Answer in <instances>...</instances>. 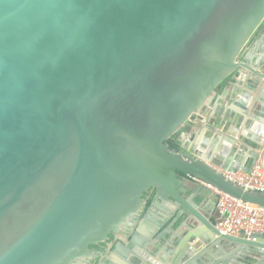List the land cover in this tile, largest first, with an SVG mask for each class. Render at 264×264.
I'll use <instances>...</instances> for the list:
<instances>
[{
    "label": "water",
    "instance_id": "95a60500",
    "mask_svg": "<svg viewBox=\"0 0 264 264\" xmlns=\"http://www.w3.org/2000/svg\"><path fill=\"white\" fill-rule=\"evenodd\" d=\"M263 24L264 0H0V264H83L127 227L126 264H264V232L214 227L220 195L264 208L223 175L264 153V106L247 141L166 143L228 77L264 80L246 51ZM150 188L178 231L138 219Z\"/></svg>",
    "mask_w": 264,
    "mask_h": 264
},
{
    "label": "crops",
    "instance_id": "0c3cea01",
    "mask_svg": "<svg viewBox=\"0 0 264 264\" xmlns=\"http://www.w3.org/2000/svg\"><path fill=\"white\" fill-rule=\"evenodd\" d=\"M246 51L252 55L249 59L250 63L257 62L258 57H262L264 62V24L258 30L256 36L248 43ZM245 73H247V75L244 79L240 77H228L218 89H216L212 102L205 107L203 111L197 114L202 124L197 123L195 120H191L185 125L183 132H186L188 136L196 134L199 137V143L205 139L207 133L212 132L219 134L221 137L230 138L233 143H236L240 136H242L245 141L249 140L255 127L260 122V111L262 110L261 107L264 106V80H259L257 87L249 89L248 86L252 79V75L248 73V71H245ZM214 114L216 116L215 125H209L208 121ZM224 117H226V119H224ZM227 117L229 120L240 122L242 124L241 129L237 131L233 123L228 124L229 120ZM248 122H250V125L245 128L244 125ZM222 123L224 126L227 125L226 130L219 128V124L221 125ZM229 133L233 134V137L229 136ZM185 140L188 141V138H185ZM244 142L239 143L243 148H245ZM255 163H259L264 167V153L259 154ZM185 184L188 187L191 186L188 182ZM175 211V208L171 206V213L168 215L169 217L167 216L166 221H169L174 216ZM156 213L159 214V211ZM173 227L177 228L178 223L173 222ZM178 230L177 228L176 231ZM129 238L130 230L121 237V243L124 247L128 244ZM152 251L154 250L152 249L142 254V258L146 264H151L150 253H152ZM126 258L127 257H125L122 252L118 254L111 253L106 256V260H109V264H126Z\"/></svg>",
    "mask_w": 264,
    "mask_h": 264
},
{
    "label": "built area",
    "instance_id": "2783aa9c",
    "mask_svg": "<svg viewBox=\"0 0 264 264\" xmlns=\"http://www.w3.org/2000/svg\"><path fill=\"white\" fill-rule=\"evenodd\" d=\"M223 175L243 191L264 193V167L259 163H255L247 173L236 171L224 172ZM214 227L221 234L236 237L264 232V208L220 195Z\"/></svg>",
    "mask_w": 264,
    "mask_h": 264
},
{
    "label": "flooded vegetation",
    "instance_id": "af4514ba",
    "mask_svg": "<svg viewBox=\"0 0 264 264\" xmlns=\"http://www.w3.org/2000/svg\"><path fill=\"white\" fill-rule=\"evenodd\" d=\"M141 201L145 204V206L138 212V219H142L143 217L147 216L149 211L158 212L160 217H164L165 215L168 216L171 213V208L169 209L167 206L162 204V201L159 197V195L156 193L154 188L148 189L141 197ZM157 203L161 206H156ZM169 217V216H168ZM167 218V217H166ZM165 218V221L161 222L160 226L156 230L155 234H158L166 229V227L172 222L171 226L173 229H177L180 227V222L183 220V216L176 221L175 214L174 216L169 220ZM138 221H135V225ZM173 222L178 223V227H173ZM130 228L122 229L120 232L116 234H109L107 237V240H105L102 243L91 245L89 246L90 250V259L86 261L80 260V262H83V264H109V260H106V256L111 254L114 250L118 249V244L121 243V237L129 232ZM122 244V243H121ZM74 264H78V262H74Z\"/></svg>",
    "mask_w": 264,
    "mask_h": 264
},
{
    "label": "trees",
    "instance_id": "16d2710c",
    "mask_svg": "<svg viewBox=\"0 0 264 264\" xmlns=\"http://www.w3.org/2000/svg\"><path fill=\"white\" fill-rule=\"evenodd\" d=\"M174 137L175 135L166 141L169 149H173L175 147Z\"/></svg>",
    "mask_w": 264,
    "mask_h": 264
},
{
    "label": "rangeland",
    "instance_id": "374dc122",
    "mask_svg": "<svg viewBox=\"0 0 264 264\" xmlns=\"http://www.w3.org/2000/svg\"><path fill=\"white\" fill-rule=\"evenodd\" d=\"M261 27H262V26H261ZM225 80H226V79H225ZM225 80H224V81H225ZM224 81H223V82H224ZM188 122H189V121H188ZM188 122H187V123H188ZM182 131H183V129H181V130L175 135L174 140H175L176 143H177V138H178L179 134H180Z\"/></svg>",
    "mask_w": 264,
    "mask_h": 264
}]
</instances>
